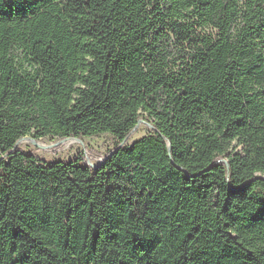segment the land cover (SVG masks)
<instances>
[{"label": "trees", "instance_id": "16d2710c", "mask_svg": "<svg viewBox=\"0 0 264 264\" xmlns=\"http://www.w3.org/2000/svg\"><path fill=\"white\" fill-rule=\"evenodd\" d=\"M0 264H264V0H0Z\"/></svg>", "mask_w": 264, "mask_h": 264}, {"label": "rangeland", "instance_id": "374dc122", "mask_svg": "<svg viewBox=\"0 0 264 264\" xmlns=\"http://www.w3.org/2000/svg\"><path fill=\"white\" fill-rule=\"evenodd\" d=\"M151 131L148 120L142 119L128 141L131 144L146 136ZM117 139L110 134L81 137L80 139L45 138L33 140L31 137L22 139L19 145L25 151H34L47 161H69L77 156L85 157L89 165H95L104 160L106 154L115 148Z\"/></svg>", "mask_w": 264, "mask_h": 264}]
</instances>
